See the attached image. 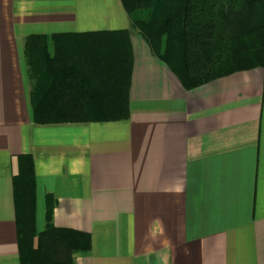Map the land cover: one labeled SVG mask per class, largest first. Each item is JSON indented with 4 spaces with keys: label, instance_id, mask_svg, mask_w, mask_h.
I'll return each mask as SVG.
<instances>
[{
    "label": "crops",
    "instance_id": "obj_1",
    "mask_svg": "<svg viewBox=\"0 0 264 264\" xmlns=\"http://www.w3.org/2000/svg\"><path fill=\"white\" fill-rule=\"evenodd\" d=\"M55 82L71 96L46 99ZM81 83L124 116L34 122L89 113ZM47 196L53 227L90 237L74 264H264V68L187 90L120 0H0V264H20L18 210L45 230Z\"/></svg>",
    "mask_w": 264,
    "mask_h": 264
},
{
    "label": "trees",
    "instance_id": "obj_2",
    "mask_svg": "<svg viewBox=\"0 0 264 264\" xmlns=\"http://www.w3.org/2000/svg\"><path fill=\"white\" fill-rule=\"evenodd\" d=\"M133 27L187 90L237 71L264 68V0H120ZM71 68L65 69L69 73ZM56 82L48 89L52 96H71V86ZM98 83L92 91L81 83L82 100L89 101L90 112L46 113L36 107L34 122H84L113 120L124 116L118 104L116 112H104L111 89ZM100 87V91H99ZM124 91V90H123ZM57 93V94H55ZM119 102V101H118ZM115 105V102H112ZM93 107V108H92ZM123 112V115L121 111ZM27 161L32 173L30 157ZM26 187L33 186L31 175ZM24 186V185H23ZM32 194H22L21 198ZM45 230L36 233L31 202L18 210V249L20 264H74V255L90 249V237L71 229L51 225L53 203L47 196Z\"/></svg>",
    "mask_w": 264,
    "mask_h": 264
}]
</instances>
